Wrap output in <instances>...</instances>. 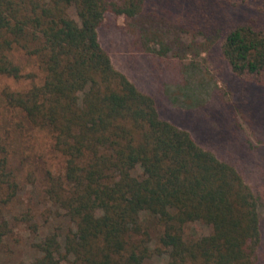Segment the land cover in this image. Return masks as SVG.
<instances>
[{
	"label": "trees",
	"instance_id": "16d2710c",
	"mask_svg": "<svg viewBox=\"0 0 264 264\" xmlns=\"http://www.w3.org/2000/svg\"><path fill=\"white\" fill-rule=\"evenodd\" d=\"M147 1L0 0V77L23 81L0 88L11 114L0 123V240L12 231L4 210L36 154L23 150L35 133L44 131L46 157L59 164L44 167L40 187L59 224L31 243L37 255L28 264H143L153 255H164L163 264L257 262V197L231 164L160 118L154 99L99 44L106 14L134 17ZM234 3L244 16L222 35L221 58L240 81L264 84V0ZM210 4L194 1L204 18ZM207 24L199 21L202 31L217 30ZM14 134L23 145L16 164L7 148ZM28 215L18 216L35 232ZM142 216L153 224V244ZM193 222L207 232L184 237Z\"/></svg>",
	"mask_w": 264,
	"mask_h": 264
},
{
	"label": "rangeland",
	"instance_id": "374dc122",
	"mask_svg": "<svg viewBox=\"0 0 264 264\" xmlns=\"http://www.w3.org/2000/svg\"><path fill=\"white\" fill-rule=\"evenodd\" d=\"M194 1L149 0L134 17L106 14L97 28L98 41L113 68L154 99L160 118L186 130L198 146L238 171L258 200L262 245L256 264H264V84L240 81L221 58L222 35L236 18L244 16L234 8L235 0H220L219 4L208 0L211 4L205 18ZM68 13L74 16L72 8ZM206 20L207 25H215V32L202 31L199 21ZM195 24L199 26L194 28ZM13 58L21 61L18 53L14 52ZM22 85L23 81L0 77V88ZM10 115L0 101V123L8 121ZM16 134L9 135L7 146L12 164L20 158L18 147L23 149ZM34 135L30 147L23 150L36 154L30 166L20 170L17 194L5 206L12 231L0 240V264H28L37 255L31 243L59 224V212L40 188L44 167L56 172L58 159L46 157L44 131ZM45 159L51 162L46 164ZM25 169L31 170L29 178L24 176ZM24 211L35 223V232L19 218ZM142 219L148 222L153 244V224L148 217ZM63 225L68 224L64 221ZM206 232L207 227L199 222L183 227L184 237ZM164 261V255H153L143 264Z\"/></svg>",
	"mask_w": 264,
	"mask_h": 264
}]
</instances>
